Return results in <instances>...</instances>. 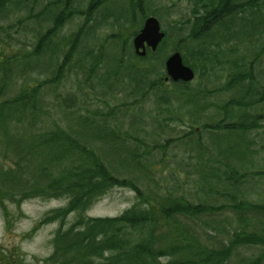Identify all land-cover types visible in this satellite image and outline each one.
I'll return each mask as SVG.
<instances>
[{"label":"trees","instance_id":"16d2710c","mask_svg":"<svg viewBox=\"0 0 264 264\" xmlns=\"http://www.w3.org/2000/svg\"><path fill=\"white\" fill-rule=\"evenodd\" d=\"M186 1L187 16L170 23L164 5L150 0H0V209L32 198L66 199L35 225L58 221L44 263L227 264L239 248L253 246L259 252L241 264L263 263L264 202L251 196L264 168L251 165L264 134V78L256 71L264 54V0ZM148 15L160 17L164 36L140 56L131 40ZM33 17H40L37 28L21 36L18 50L10 48L3 33ZM172 38L195 84L164 78L162 47ZM221 65L228 72L216 88ZM66 78L76 87L65 89ZM80 90L98 100L122 92L130 111L153 96L149 119L171 111L174 117L164 120L185 128L149 147L152 121L132 114L120 122L124 117H110L115 107L84 113ZM170 146L194 155L196 166L172 163L163 176L164 160L152 154ZM191 175L194 191L223 200L189 198L184 179ZM113 187L133 191L131 205L115 216L85 215ZM222 210L234 212L239 225L211 245L189 222Z\"/></svg>","mask_w":264,"mask_h":264},{"label":"rangeland","instance_id":"374dc122","mask_svg":"<svg viewBox=\"0 0 264 264\" xmlns=\"http://www.w3.org/2000/svg\"><path fill=\"white\" fill-rule=\"evenodd\" d=\"M79 0V2L83 5ZM150 4L155 5H164V11L166 12L167 20L170 23H173L174 20H182L184 19L189 10V4L186 0H150ZM166 6V7H165ZM40 8V4H36L34 7V11ZM159 23L162 25V21L160 17H157ZM81 19L76 17L72 24H67L65 28H71L75 24H77ZM40 22V17H33L29 22L24 23L21 28L14 27L3 33L4 42L9 45L10 48L14 50H18L20 46L19 40L23 35H30L31 31L37 28L38 23ZM142 25V23L140 24ZM24 26V27H23ZM111 29L110 26H106V28L101 32L102 37L106 35V33ZM179 38V37H178ZM177 38H172L167 41L166 44L162 47L164 53L167 55L173 51V46L175 45V41ZM264 41V39H263ZM226 44H223V48H225ZM244 43L240 45V54H245ZM224 59V58H221ZM258 64V69L256 66V71L259 72V75L264 78V54L261 56V60ZM227 65H221L218 67L214 73L218 75L217 81H214L213 85L218 88L220 84L224 82L225 75L228 72ZM259 76V77H260ZM43 76L37 77L36 79H42ZM196 80H192V83L195 84ZM191 83V86H194ZM70 86H74L71 78H66L65 81V89H70ZM81 86V84H80ZM80 88V87H79ZM102 88L101 84H98L97 91H100ZM225 93H223L224 95ZM117 98H112L110 96H104L98 100L95 98L94 94H87L80 90V100L85 101V105L82 109L84 113H93L95 109H98L100 112L109 111L110 107H115L117 110H112L113 114L110 117H124L120 118L119 121H127V117L134 114L137 117H144V121H152V129L149 132V137L146 139L148 141L149 147L154 144V142H164L168 137H174L175 128L179 130V128H185L181 126V123L178 120H172V118L164 120V118H168L169 116L174 117V112L168 113L165 110H162V115L159 117H154V120H150L147 115L152 109H154V105L152 100L153 96L149 98L142 106L133 109L134 111H130L126 109L123 103V93L120 92L117 94ZM231 96L232 93L225 94V96ZM129 100V99H128ZM154 101V100H153ZM143 109V111H141ZM123 110V115L116 112ZM155 110V109H154ZM215 112L214 109H210L209 114H213ZM59 114V113H57ZM259 142L262 148L259 149V155L257 156V162L255 161L251 167L252 171L260 170L264 168V134L259 138ZM172 146V143H171ZM167 148V150L159 151L158 149L153 150L152 156L155 161H159L163 159V165L159 164L163 167L164 174L163 176H167L170 172V169L175 167L172 163H177L181 167H191L194 168L197 163L196 159H194V155L188 157L184 155V148L181 146H174ZM139 149V148H138ZM140 150V149H139ZM193 152V151H192ZM172 153H176V156H173ZM189 154L190 152H186ZM151 156V157H152ZM151 160V158L149 157ZM161 167V168H162ZM160 168V169H161ZM178 169V168H177ZM193 175V174H192ZM192 175L189 178H185L184 180V193L189 196V198L195 200H204L206 203L217 204L220 203L222 198H217L216 200L204 198L203 195L199 192L194 191L192 186ZM181 177H185L184 174H181ZM159 178V176L157 177ZM165 180H168L166 178ZM164 182V180H163ZM254 184L255 192L252 194L251 198L253 201L262 204L264 202V179L259 176H255V179L252 181ZM199 197V198H198ZM135 195L134 192L125 187H113L109 190L104 196L95 201L85 212V215L91 217H104V216H115L118 215L122 210L126 207L130 206L134 201ZM66 203V199L63 198H50V199H40V198H32L26 199L20 203L19 207L13 204H7L6 209H0V264H46L44 263V258H46L52 251V245L50 243V239L54 230L58 226V221H49L40 223L35 226L38 220L48 211L63 206ZM74 219V214H70L66 217V221L70 223ZM191 223L195 229H197V233L200 238L208 243L215 244L217 241L220 242L225 237L224 231L232 230L236 228L239 224L237 223V216L231 210H222L213 214H205L201 216L200 220L194 219ZM259 247H244L239 248L237 253H234L227 264H241L240 258L243 256H249L251 254H257L259 252ZM17 261V262H16ZM264 264V261L263 263Z\"/></svg>","mask_w":264,"mask_h":264},{"label":"water","instance_id":"95a60500","mask_svg":"<svg viewBox=\"0 0 264 264\" xmlns=\"http://www.w3.org/2000/svg\"><path fill=\"white\" fill-rule=\"evenodd\" d=\"M163 36L164 32L160 29L158 19L153 15L147 16L139 31L132 38L134 52L142 56L146 52V47L154 50ZM164 69L166 72L165 79L169 77L173 81H189L194 76L193 70L183 63L178 51H174L167 56Z\"/></svg>","mask_w":264,"mask_h":264}]
</instances>
